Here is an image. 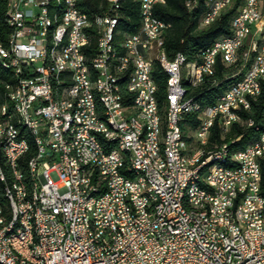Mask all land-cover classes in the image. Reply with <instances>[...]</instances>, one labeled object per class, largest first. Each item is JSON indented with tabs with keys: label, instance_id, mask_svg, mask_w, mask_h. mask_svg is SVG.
<instances>
[{
	"label": "built area",
	"instance_id": "1",
	"mask_svg": "<svg viewBox=\"0 0 264 264\" xmlns=\"http://www.w3.org/2000/svg\"><path fill=\"white\" fill-rule=\"evenodd\" d=\"M131 2L124 0L126 9L129 10ZM41 3L42 0H16L11 11L16 22L14 49L5 50L3 47V53H0L3 59L19 70L23 91L15 97L24 99L25 114L40 136L41 157L34 163L39 181L41 235L44 241V250L39 253L46 254L52 264H264V207H260V200L251 189V166L260 165L261 170L264 168V137L247 153L238 155L236 169H224L211 175L209 177H214V184L202 181V188L194 189L193 202H202V205H209L214 210H222L223 219L192 218L184 216L178 209V187L184 178H199L203 166L186 169L188 159L177 158L175 153V145H178L175 125L181 124L188 107L187 98L193 96L190 95L191 91H184L180 87V75L185 69L178 68V61L167 63L174 75L169 167H162L155 148V135H148V138L157 153V161L147 164L145 158L141 157L135 136H131L124 127L122 102L126 96H133L137 107L139 99H146L147 109H144V114H137L136 119L151 118L153 125L155 103L150 98V91L154 90V85L152 77H146L144 73V51H148L151 46L163 45L166 24L159 23L155 12H150V0H145V6H138L139 25L134 34L125 33V37H130L131 49H125V56H117V65H127L129 72H132V61L141 62V75L132 74L130 84L124 85L132 87V95H114L109 92L110 78L104 75L101 65L103 46L99 51L97 66L104 95L110 101L111 118L117 126V133L109 138L121 137L129 142L136 154L137 166L149 172L151 189L163 192L166 205L151 209L152 197L142 200L136 189L137 180L127 178L126 170H121L120 154L110 149L109 138H106L108 152L100 151L97 139L102 138V132L89 105L86 113H80L78 124L85 139L83 153L88 155L90 161L86 182L89 189L91 177H102L103 187L92 203L95 231L86 230L82 195L87 189L74 187L75 172H69L67 155L62 154L61 150V126L66 113L52 105L49 77H43L39 67ZM205 7H210V15L207 16L210 17L217 3L208 5L207 0ZM117 10L115 0H112L109 9H101L104 17L103 45L106 23L111 16H117ZM66 16H69L73 28L70 52L75 58V69L72 71L75 89H82L78 49H85L81 30H88V26L86 17L81 16L79 10L69 9ZM207 17H203V26ZM259 29H264V4L263 8H255L254 0H250L237 19V25L230 26V32L226 33L233 34V42H222L221 36L219 44L213 49H202L204 75L209 69L211 55H218L220 60V54H227L231 60V55L238 49V41L248 39L247 56L243 58L242 66L233 67L231 64V73L243 72L242 83L232 90L230 96L210 104L207 108L209 117L195 115L196 131L202 132V139L206 125L216 124L218 129L219 123H226L227 126L228 114H235L236 124L246 123V127L255 124L254 119L244 116L243 112L250 110L251 102L257 99L252 97V89L261 90V79L264 78V37H259ZM150 30H161L160 39H151ZM57 33L58 29L56 39ZM50 68L56 70V66ZM60 78L61 74L56 72V79L60 81ZM135 82H144L145 93H138ZM75 89L69 98L74 104H80V99H87V96L75 97ZM239 89H248V96L240 97ZM6 115L8 126H0V129L9 143L13 169L16 149L22 145L19 138L10 135L12 125L9 123V114ZM188 141L192 143L195 156L198 143H193V138ZM225 147L221 148L219 155H222ZM25 208L26 204L23 203L22 211L13 209L14 215L24 214L23 233L18 238V244L24 249L27 232ZM251 212H259V219H251ZM26 253L29 255V252ZM0 255L10 263L17 264L7 256L3 247H0Z\"/></svg>",
	"mask_w": 264,
	"mask_h": 264
},
{
	"label": "bare ground",
	"instance_id": "2",
	"mask_svg": "<svg viewBox=\"0 0 264 264\" xmlns=\"http://www.w3.org/2000/svg\"><path fill=\"white\" fill-rule=\"evenodd\" d=\"M96 9L90 12L82 11L78 1L69 0H42L40 7V43L41 51L39 56V67L42 69L43 77L48 78L49 98L56 109L66 113L64 124L61 126V150L67 155L69 172H75L73 183L75 188L87 189L82 195V206L84 225L87 231H95V218L92 203L97 198L100 188L103 187L102 177H91V184L88 189L86 182L87 168H90L88 155L83 153L85 149V139L82 135L81 127H78L80 113H86L91 105L96 123L102 132V138L97 139V146L101 152H108V141L106 138L117 133L115 121L111 118L110 101L106 99L101 86V73L98 71L99 51L101 52V65L105 76L109 77L108 90L114 95H132V87L124 86L130 84L133 75H141V62L132 61V72H129L127 65H117V56H125V49H131L130 37L126 34H134V31L125 30L120 26L125 16L123 12L124 0H115V7H118L117 16H111L106 23L105 39L103 45L104 17L101 9H109L112 0H95ZM133 1V0H126ZM234 0H208V5H216L210 17V7H205L199 27H207L214 22L220 13ZM230 19V26L237 25L243 8H246L250 0H241ZM16 0H6L5 22L10 26L5 41H0V53L5 50L14 49L16 39V22L11 13ZM157 0H150V12H154V5ZM234 4V3H233ZM239 4V3H238ZM264 0H254L255 8H263ZM206 5V4H205ZM138 6H145V0H138ZM232 6V5H231ZM71 10H79L81 16L86 17L88 30H81V37L85 40V49H78L79 68L81 76V88L75 89L73 69H75V58L70 52L73 42V28L69 16L66 13ZM203 17L205 26H203ZM159 23H168L159 17ZM57 39H56V31ZM222 42H233V34H224ZM215 38L204 49H213L220 42V37ZM151 39H160L161 30H150ZM259 37H264V29H259ZM94 41V45L91 42ZM248 39L238 41V49L231 55V60L227 54H220V61L225 66L240 67L243 58L247 56ZM159 54V55H158ZM218 55H211L209 59V69L205 71V59L203 50L194 60H187L181 52H177L171 59L166 56L163 45L151 46L148 51H144V73L146 77H152L154 90L150 91V98L155 103L153 108V125L151 118H138L137 114H144L147 109L146 99L138 100V107L133 96H126L122 102V113L124 116V127L129 130L131 136H135L137 147L141 157L145 158L147 164H154L157 161V153L148 135H155V148L162 167H169L171 163L170 155V116L172 114V92L174 87V75L170 71L167 63L178 61V68L185 69L180 75V87L184 91H192L199 86L204 77L215 72ZM154 64L165 73V99L160 103L157 99V84L153 78L152 69ZM117 65V66H116ZM50 66H56V70H51ZM0 69H3L8 78L2 79V90L0 91V126H8L9 114L10 135L21 140V145L16 149L12 161L9 153L8 140L4 139V132L0 129V247H3L7 256L11 257L17 264H52L47 255L39 253L44 250V241L41 235V206L39 203L38 191L39 181L35 173L34 163L41 157L40 136L35 131V127L30 123L28 115L25 114L24 99H16L23 91V82L19 77V70L9 61L0 55ZM57 74H61L60 81L56 79ZM213 77V75H212ZM229 80L225 82L223 89L217 97L222 99L230 96L232 90L238 88L243 81V72L231 73L226 76ZM2 78V77H1ZM197 79V80H196ZM75 89V97L87 96V99H80V104H74L69 98V94ZM135 89L138 93H145L144 82H135ZM197 89V88H196ZM260 89H252V97H258ZM240 97L248 96V89H239ZM188 107L184 111L186 114L209 117L210 104L202 105L198 96L187 98ZM193 114V115H192ZM195 121V120H194ZM189 123V122H188ZM187 123V124H188ZM236 124L235 114H228L226 123H219L221 140L208 142V135L212 127L216 124L206 125L202 132L196 131V125L190 129V136L195 146V156H193V146L183 134L180 124L175 125L176 141L175 153L177 158L186 160V169L203 168L199 171V178H184L178 187L177 206L186 217L223 219L222 210H214L209 205H202V202H193V192L196 188H202V181L207 184H214V177L222 170L236 169L238 155L247 153L260 142L264 137V131L253 138L243 147H233L234 139L224 140L225 134L229 132L233 124ZM246 127V123H238ZM189 126V125H188ZM187 126V127H188ZM216 127V126H215ZM146 132V133H145ZM239 138V137H237ZM201 139V140H200ZM188 144V145H186ZM226 146V147H225ZM109 147L114 149L116 154H120L121 170H126V177L136 181V189L142 200L151 201V209H159V205H166V198L159 189H151L152 178L146 170L137 166V157L128 141L121 137L109 138ZM225 147L222 155H219L221 148ZM218 155V156H217ZM193 156V157H192ZM192 157V158H191ZM252 180L251 189L255 191V196L260 200V207H264V195L261 193V167L251 166ZM21 191H20V189ZM22 193V194H21ZM26 204L25 222L27 224L25 249L18 244L19 235L23 233L24 214H15V211H22V205ZM251 219H259V212H251ZM29 252V255L26 253ZM0 264H12L0 255Z\"/></svg>",
	"mask_w": 264,
	"mask_h": 264
},
{
	"label": "trees",
	"instance_id": "3",
	"mask_svg": "<svg viewBox=\"0 0 264 264\" xmlns=\"http://www.w3.org/2000/svg\"><path fill=\"white\" fill-rule=\"evenodd\" d=\"M206 1L163 0V2H157L154 5L155 14L169 24L163 33V48L168 58L171 59L177 52H181L187 60L197 59L202 49L208 46L215 38L230 32L231 16L242 1L234 0V4L227 6L214 22L207 27L200 28L199 19L205 9ZM78 5L82 11L90 12L96 9L97 2L95 0H78ZM5 10L6 0H0V41H5L11 31L10 26L5 22ZM123 12L126 17L124 16L125 18L122 19L120 26L128 31L137 30L139 25L137 0L131 2L129 10L128 8L126 9L125 5ZM91 44L90 48L94 45V41ZM217 61L215 72L212 74L213 77L212 75L205 76L203 82L190 92V95L198 96V100L202 105L214 103L217 94L221 92L225 82L229 80L226 76L233 70V67L225 66L220 60ZM152 73L157 84V99L160 103H163L165 99V73L158 64H154ZM6 78H8L6 72L0 69V91L2 90V79ZM243 113L244 116L252 117L255 124L249 127H242L234 123L231 126L232 128L225 134L224 140L230 141L234 139L231 146L236 148L245 146L253 138L257 137L260 132L264 131V78L261 79V90L257 99L251 102L250 110ZM190 116L191 114H186L180 124L185 138L189 136L187 140H191L190 129L197 124L195 116ZM215 126L212 127L208 135L209 144L213 141L221 140L219 129ZM260 189L264 195V168L261 170Z\"/></svg>",
	"mask_w": 264,
	"mask_h": 264
},
{
	"label": "rangeland",
	"instance_id": "4",
	"mask_svg": "<svg viewBox=\"0 0 264 264\" xmlns=\"http://www.w3.org/2000/svg\"><path fill=\"white\" fill-rule=\"evenodd\" d=\"M186 145H188V144H186Z\"/></svg>",
	"mask_w": 264,
	"mask_h": 264
}]
</instances>
